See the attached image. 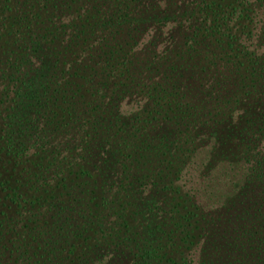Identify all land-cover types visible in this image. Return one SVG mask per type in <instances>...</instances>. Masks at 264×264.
Segmentation results:
<instances>
[{"label":"trees","instance_id":"obj_1","mask_svg":"<svg viewBox=\"0 0 264 264\" xmlns=\"http://www.w3.org/2000/svg\"><path fill=\"white\" fill-rule=\"evenodd\" d=\"M0 264H264V0H0Z\"/></svg>","mask_w":264,"mask_h":264},{"label":"rangeland","instance_id":"obj_2","mask_svg":"<svg viewBox=\"0 0 264 264\" xmlns=\"http://www.w3.org/2000/svg\"><path fill=\"white\" fill-rule=\"evenodd\" d=\"M134 107L132 101L125 103L122 109L129 112ZM209 157V146L200 148L184 169L179 181L205 209L221 205L242 183L246 173V165L243 163L220 161L209 165Z\"/></svg>","mask_w":264,"mask_h":264}]
</instances>
